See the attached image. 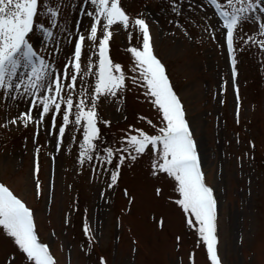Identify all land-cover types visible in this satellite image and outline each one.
Returning <instances> with one entry per match:
<instances>
[{
  "label": "rangeland",
  "instance_id": "1",
  "mask_svg": "<svg viewBox=\"0 0 264 264\" xmlns=\"http://www.w3.org/2000/svg\"><path fill=\"white\" fill-rule=\"evenodd\" d=\"M200 2L205 4L204 9L198 6ZM78 3L79 0H72L73 7L65 10L68 24L60 27L66 30L56 32L47 48L40 47L42 35L33 37L34 46L58 67L65 63V53L72 50L75 37L69 36V32L75 31L71 25ZM187 4L188 0H179L177 7L182 5V8L177 15L170 7V0H122L128 12L147 18L154 53L165 65L183 103L206 182L213 186L217 197V246L222 264H264L262 53L255 45L239 50L240 42L236 41L238 72L233 78L225 37L218 30L216 39H212L204 31V17H211V24L217 25L214 6L207 0H193L191 9ZM89 20L84 15L81 27L87 26ZM114 28L109 41L110 55L128 69L132 62L128 31L121 25ZM244 30L255 31L256 25L246 22ZM99 35L102 32L98 31ZM138 36L134 32L131 43L141 46ZM57 42L59 52L54 51ZM90 44L86 39V45ZM87 58L86 46L82 62L86 63ZM235 85L239 86V100ZM125 96L119 103L109 98L99 104L100 115L111 120L110 126L100 124L108 141L115 142L125 134L129 124L153 131L139 116L143 113L157 119L156 110L145 98L143 89L129 82ZM24 109V100H6L0 96V182L34 210L39 238L49 243L57 264H97L98 254L105 255L108 264H190L191 254H194V264H210L206 245L194 229L188 228L178 206L168 199L174 192L171 180L149 174L147 155L138 158L131 167L122 166L118 185L107 190V198L101 197L108 177L104 173L94 174L88 162L83 165L78 162V140L82 133L77 132V141L72 142L69 150L73 127L70 124L64 144L57 152L56 136H50L48 130L50 114L46 115L35 139L34 123L27 126L4 123ZM60 122L58 116L57 124ZM37 180L41 185L39 194ZM157 185L163 187V196L154 194ZM125 187L135 196L130 210L128 197L123 192ZM153 215L165 217L163 230L156 226ZM85 219L96 234L90 242L82 228ZM177 235L182 237L179 246ZM12 247L11 241L0 233V264H4ZM15 264H21V260L18 258Z\"/></svg>",
  "mask_w": 264,
  "mask_h": 264
},
{
  "label": "snow or ice",
  "instance_id": "2",
  "mask_svg": "<svg viewBox=\"0 0 264 264\" xmlns=\"http://www.w3.org/2000/svg\"><path fill=\"white\" fill-rule=\"evenodd\" d=\"M207 2L214 6L217 25L211 24V17H204V31L212 39H216L218 30L225 37L232 77L235 78L238 72L236 41L240 42L239 50L253 45L260 49L261 66L264 67V0ZM178 4L179 0H170V7L177 15L182 8V5L177 7ZM187 6L191 9L193 0H188ZM198 6L204 9L205 4L200 2ZM72 7V0H0V96L13 101L22 99L25 104L24 110L4 123H23L25 126L34 123L35 139L46 115L50 114L48 130L50 136H56L57 152L64 144L68 126L73 125L68 148L71 150L72 142L77 141V132H81L78 162L81 165L88 162L94 174L107 175L105 187L100 192L105 198L107 190L118 185L122 166L127 164L131 167L138 158L147 155L149 174L157 179L171 180L174 192L168 199L178 206L188 228L194 229L201 243L206 245L210 264H222L217 246V197L213 186L206 182L197 142L186 119L183 103L172 86L165 65L154 53L147 18L143 14L128 12L122 0H79L75 5L77 15L71 25L75 31L69 32V36L75 37L72 50L65 53V63L58 67L53 59L34 46L33 37L42 35L40 47L47 48L56 32L66 30L60 26L68 24L65 10ZM84 15L90 20L82 28ZM246 22L256 25V30L245 31ZM175 23L180 24V21L175 20ZM116 25L128 31L132 58L128 69L110 55L109 41ZM98 31L102 35L98 36ZM134 32L139 33L137 38L141 46L131 43ZM86 39L91 41L90 45H86ZM86 46L88 58L84 63L82 55ZM54 51H60L59 42ZM129 82L143 89L145 98L156 110L157 119L140 113V119L146 120L153 131L129 124L125 134L111 142L102 134L100 127L101 123L110 126L111 120L100 115L99 104L102 99L111 98L118 103L125 100ZM235 88L239 100V86L235 85ZM58 116L61 118L59 124ZM36 153L38 170L39 145ZM36 188L39 194V180ZM123 192L128 197L130 210L135 196L127 187ZM154 194L163 196V187L155 186ZM152 219L163 230L165 217L153 215ZM82 228L89 242L95 239L96 234L87 219ZM0 233L13 245L4 264H15L18 258L21 264H56L49 243L39 238L34 210L2 182ZM181 239V236H176L177 246ZM88 251L91 253L92 248L89 247ZM97 264H108L107 257L98 254ZM190 264H194V254L190 255Z\"/></svg>",
  "mask_w": 264,
  "mask_h": 264
}]
</instances>
